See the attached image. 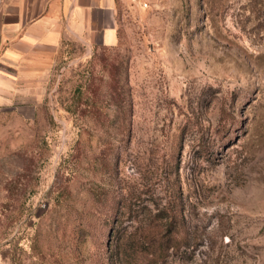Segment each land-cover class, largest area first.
<instances>
[{
  "label": "rangeland",
  "instance_id": "1",
  "mask_svg": "<svg viewBox=\"0 0 264 264\" xmlns=\"http://www.w3.org/2000/svg\"><path fill=\"white\" fill-rule=\"evenodd\" d=\"M110 25L0 109V264H126L158 216L155 264H264V0H113Z\"/></svg>",
  "mask_w": 264,
  "mask_h": 264
},
{
  "label": "crops",
  "instance_id": "2",
  "mask_svg": "<svg viewBox=\"0 0 264 264\" xmlns=\"http://www.w3.org/2000/svg\"><path fill=\"white\" fill-rule=\"evenodd\" d=\"M112 4L113 0H0V109L28 101L23 88L28 69L64 37H107Z\"/></svg>",
  "mask_w": 264,
  "mask_h": 264
},
{
  "label": "trees",
  "instance_id": "3",
  "mask_svg": "<svg viewBox=\"0 0 264 264\" xmlns=\"http://www.w3.org/2000/svg\"><path fill=\"white\" fill-rule=\"evenodd\" d=\"M159 224L147 227L142 235V245L138 247L126 246L122 251L126 264H155L162 262L168 255L169 249L176 250L177 242L174 238L176 227L170 217L158 216Z\"/></svg>",
  "mask_w": 264,
  "mask_h": 264
}]
</instances>
